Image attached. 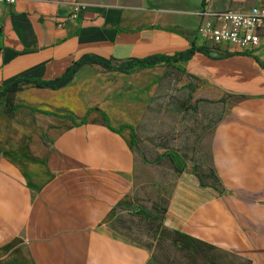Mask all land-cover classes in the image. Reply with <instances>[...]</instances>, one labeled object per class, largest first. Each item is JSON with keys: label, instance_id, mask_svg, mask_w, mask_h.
<instances>
[{"label": "crops", "instance_id": "1", "mask_svg": "<svg viewBox=\"0 0 264 264\" xmlns=\"http://www.w3.org/2000/svg\"><path fill=\"white\" fill-rule=\"evenodd\" d=\"M257 0H211L210 9L246 10ZM79 5V11L76 7ZM201 0H19L0 5V87L19 77L52 80L84 55L112 65L173 55L197 35ZM182 64L225 105L211 165L219 182L193 171L176 181L163 225L232 255L264 264V41L261 48ZM85 65L59 90L31 86L0 112V264H149L150 251L111 229L134 204L131 120L106 123L109 105L136 91L138 76ZM87 93V95H86ZM100 97L95 99V94ZM231 95V96H228ZM81 110V111H80ZM107 112H106V111ZM68 116H71L68 117Z\"/></svg>", "mask_w": 264, "mask_h": 264}, {"label": "rangeland", "instance_id": "2", "mask_svg": "<svg viewBox=\"0 0 264 264\" xmlns=\"http://www.w3.org/2000/svg\"><path fill=\"white\" fill-rule=\"evenodd\" d=\"M135 79V93L120 97L115 104L102 101L105 109H109V105L118 108L112 110L114 115L108 116L111 123L118 124L120 119L126 118L135 123L143 112L133 126L137 138L133 147L136 160L134 204L118 212L120 220L116 224L111 222V229L148 248L149 264H244L208 246L178 242L173 235L159 239L158 243L151 234L138 228L140 220L131 212L143 208L161 215L156 212V206L161 202L164 208L170 201L182 172L210 173L212 138L225 105L202 77L184 74L174 67ZM94 96L96 99L100 94Z\"/></svg>", "mask_w": 264, "mask_h": 264}, {"label": "trees", "instance_id": "3", "mask_svg": "<svg viewBox=\"0 0 264 264\" xmlns=\"http://www.w3.org/2000/svg\"><path fill=\"white\" fill-rule=\"evenodd\" d=\"M197 53L204 54L214 59L220 58L218 57V55H221V57H227L232 55V53L221 52L216 49L197 47L194 43H192L191 47L188 50L177 52L173 55L158 54V55L148 56L145 58H133L116 65H112L111 61L109 62L91 55H84L80 57L78 60H76L70 67H68L66 71L58 78L46 81V80L31 79L26 77H19L14 79L11 83L0 87V112H3L4 115L9 117L14 112L24 108L29 109L32 112L36 111V109L28 107L26 105L16 104L14 100V96L17 93L22 92L28 86L37 89L59 90L67 86L69 83H71L77 72L85 65H97L107 71L120 72L128 75L141 70L166 68V67H174L179 71H181L182 73L188 74L186 67H184L182 64L190 62ZM91 110L99 111L104 116V119L109 126L108 116L106 113H104L98 108H93ZM68 117L71 118V116ZM109 128L117 133H121L123 130L127 128L130 129L132 145L133 147H136L137 138H136L135 128L133 126L124 125L121 126L119 129H113L112 127L109 126ZM194 172L200 178L203 186H205L206 182H209L210 180H212L211 183H213L214 185L219 182V179L215 174V172L213 171V169H211L210 173L207 174L203 172L200 173L199 171L196 170H194ZM160 204L161 202L157 204L156 212H161L162 213L161 215H158L157 213L147 212L143 208H139L137 211L131 212L132 216H137L140 220V224L137 225L138 228L142 232L151 234L154 240H158V243L160 242L159 239L172 235L177 239L178 242H183L185 244L189 241L199 243L197 241L188 238L186 235H183L178 232L170 231L167 228H165L163 225V221L165 214L167 213L169 202L166 203V206L164 208H162ZM119 220L120 219H118L117 217L114 220L113 224H116L117 221Z\"/></svg>", "mask_w": 264, "mask_h": 264}, {"label": "built area", "instance_id": "4", "mask_svg": "<svg viewBox=\"0 0 264 264\" xmlns=\"http://www.w3.org/2000/svg\"><path fill=\"white\" fill-rule=\"evenodd\" d=\"M19 0H0V5L14 6ZM203 9L197 13L202 20L197 35L204 47L221 52L245 53L261 48L264 41V0L246 10L213 11L211 0H201ZM79 11V5H76Z\"/></svg>", "mask_w": 264, "mask_h": 264}, {"label": "water", "instance_id": "5", "mask_svg": "<svg viewBox=\"0 0 264 264\" xmlns=\"http://www.w3.org/2000/svg\"><path fill=\"white\" fill-rule=\"evenodd\" d=\"M218 57H221V55H218Z\"/></svg>", "mask_w": 264, "mask_h": 264}]
</instances>
